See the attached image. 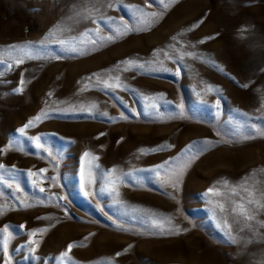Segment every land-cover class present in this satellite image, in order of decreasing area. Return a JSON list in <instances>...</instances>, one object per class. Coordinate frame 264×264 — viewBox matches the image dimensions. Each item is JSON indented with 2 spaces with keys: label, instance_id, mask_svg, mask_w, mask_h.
<instances>
[{
  "label": "rangeland",
  "instance_id": "obj_1",
  "mask_svg": "<svg viewBox=\"0 0 264 264\" xmlns=\"http://www.w3.org/2000/svg\"><path fill=\"white\" fill-rule=\"evenodd\" d=\"M262 133L264 0H0V264H264Z\"/></svg>",
  "mask_w": 264,
  "mask_h": 264
},
{
  "label": "snow or ice",
  "instance_id": "obj_2",
  "mask_svg": "<svg viewBox=\"0 0 264 264\" xmlns=\"http://www.w3.org/2000/svg\"><path fill=\"white\" fill-rule=\"evenodd\" d=\"M170 2H174V0H170ZM148 15H150V16H152V17H155V16H156V13H150V14H148ZM202 22H203V21L201 20L200 22H198L197 24L193 25L192 27H198V26H199V23H202ZM65 30H66V29H65L63 26L58 25V26H57V27H56V28H55V29L49 34V37H51V38H55L56 35H57V33H62V32L65 31ZM128 31H132V29H129ZM47 38H48V37H46V39H47ZM210 38H212V37H209V39H210ZM102 39H103V38H102ZM106 39H112V37L110 36V37H107ZM86 41H87V42H90V43H93V44L96 43V40H95V39H92V38L89 36L88 32L83 33L82 36H81L80 38H75V37H73L71 40H62V39H61V40H58V43H59L60 45L64 46V47H65V50H68V51H77L76 44H77V43L83 44V43H85ZM40 46H43V41L40 42ZM10 47L15 49V48H17L18 46H16V45H12V46H10ZM19 50H20L21 52L24 53V56H22V57L17 61V63H22L23 60H24V58H28V59L42 58V57H39V56L36 54L37 45H34V44H27V45L19 46ZM167 55H168V54L165 53V56H166V57H167ZM187 55L191 56L192 54H191V53H187ZM126 63H128L129 66H133V65H134V66H136V67H138V68H143V67H144L143 64H135L134 61H128V62H126ZM8 67L11 68L12 65L9 64ZM22 83H23V82H22ZM104 84H105V87H109V86H110V85H108L107 81H105ZM112 86H114V87H120V86H121L120 83H119V77H116V83H115V85H112ZM209 90H211V86H209ZM17 91H19V89H17ZM91 107L94 108L95 105H92ZM34 119H35L36 121H39V120H41V116L38 115V116L35 117ZM32 123H33V121H29L28 124H26L24 128L19 129V132H20L21 134H23L24 131H25V128L31 126ZM262 134H264V133H262ZM101 135H103V134H101ZM35 140L37 141V145H36V146L39 148V147H40V143H39V141H40V137H36ZM84 155H85V156H89L90 154H89V153H85ZM92 159H93V160H96V159H98V157L93 156ZM4 167H5L4 165L0 164V169H4ZM97 167H99V166L97 165ZM157 167H158V168H163L164 165H159V166H157ZM42 171H43V170H42ZM113 171H115V170H113ZM29 175L31 176V175H35V174L29 172ZM225 186H227V181H225ZM40 191L43 192L44 189L41 188ZM209 192H212L214 195H217V196L221 195V193H219L218 191H217V192H213L212 189H210ZM233 194H235V189H233ZM117 195H119V193H117ZM217 206L220 208L221 211H224V210H225L223 204L218 203ZM232 211H233V212H237V211H238L241 215H244L247 219H251V218H252L250 215H248V213H247V211H246V209H245V207H244V205H243L242 203H241V204H237L236 207H234V208L232 209ZM154 223H155V222H154ZM21 227H23V226H21ZM161 227H162V225H161ZM228 227H229V231H231V226H228ZM7 230H8L7 227H5L4 231L7 232ZM41 231H43V230H41ZM176 231L178 232L179 229H176ZM35 234H36V233H31V235H35ZM86 239H87V238H86ZM3 240H4V250H5V252H6V251H7L8 237H3ZM233 241L235 242V238H234V237H233ZM31 242H32L33 244H37V243H38V242H36V241H31ZM73 246H74V245H72V244H69V245H68V251H69V252L71 251V249L73 248ZM32 251L34 252L35 249H33ZM63 255L67 256V252L64 253ZM119 255H120V253H117V256H119Z\"/></svg>",
  "mask_w": 264,
  "mask_h": 264
}]
</instances>
